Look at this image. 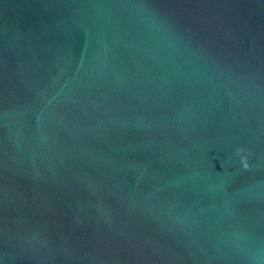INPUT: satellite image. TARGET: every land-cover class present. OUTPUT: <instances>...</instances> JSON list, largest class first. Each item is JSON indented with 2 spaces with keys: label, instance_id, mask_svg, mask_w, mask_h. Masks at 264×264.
<instances>
[{
  "label": "water",
  "instance_id": "1",
  "mask_svg": "<svg viewBox=\"0 0 264 264\" xmlns=\"http://www.w3.org/2000/svg\"><path fill=\"white\" fill-rule=\"evenodd\" d=\"M0 264H264V0H0Z\"/></svg>",
  "mask_w": 264,
  "mask_h": 264
},
{
  "label": "clouds",
  "instance_id": "2",
  "mask_svg": "<svg viewBox=\"0 0 264 264\" xmlns=\"http://www.w3.org/2000/svg\"><path fill=\"white\" fill-rule=\"evenodd\" d=\"M243 168L244 169H248L249 168V164L248 163L243 164Z\"/></svg>",
  "mask_w": 264,
  "mask_h": 264
}]
</instances>
